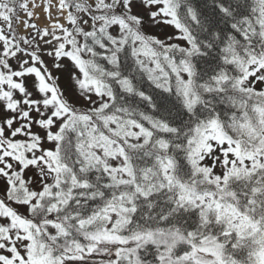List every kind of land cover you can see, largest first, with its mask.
<instances>
[{"label": "snow or ice", "instance_id": "snow-or-ice-1", "mask_svg": "<svg viewBox=\"0 0 264 264\" xmlns=\"http://www.w3.org/2000/svg\"><path fill=\"white\" fill-rule=\"evenodd\" d=\"M0 264H264V0H0Z\"/></svg>", "mask_w": 264, "mask_h": 264}]
</instances>
